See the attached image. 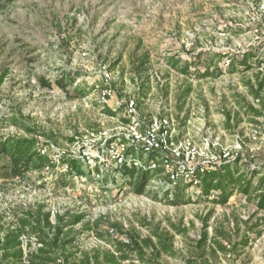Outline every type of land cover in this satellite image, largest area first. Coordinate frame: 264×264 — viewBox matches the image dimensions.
Returning a JSON list of instances; mask_svg holds the SVG:
<instances>
[{"label":"rangeland","instance_id":"obj_1","mask_svg":"<svg viewBox=\"0 0 264 264\" xmlns=\"http://www.w3.org/2000/svg\"><path fill=\"white\" fill-rule=\"evenodd\" d=\"M248 52L258 70L264 61V0H15L0 14V136L44 143V152L57 164L64 154L84 160L88 176L65 177L67 167L59 166L44 172L43 180L36 174L26 181L0 178L5 224L14 210L50 213L53 225L60 216L65 224L84 215V222L72 227L78 233L76 247L84 252L111 250L98 234L123 240L120 229L135 228L142 237L148 235L143 221L166 228L180 225L187 236L175 237L177 257L165 256L163 264H185V258L198 255L195 245L209 215V236L217 231L229 233L233 243L241 241L242 221L256 212L254 203L235 197L220 206L212 199L201 200L192 188L185 192L191 203L175 207L166 202V195L174 194L164 180H156L140 196L121 184L116 169L121 144L131 140L134 130L144 132L157 117L171 122L175 142L186 140L222 155L218 167L239 158L248 172L264 168V117L256 118V124L244 117L230 131L224 127L226 112L238 110L242 98L259 106L246 86L256 71H228L231 57ZM218 57L222 75L204 76L205 64ZM171 58L183 65L189 62L193 73L186 76L171 68ZM63 74L77 77L68 86L70 95L55 85ZM42 78L53 87H43ZM146 82L149 94L137 104ZM75 87L93 90L82 97ZM189 87V97L180 99ZM106 90L110 94L103 104ZM131 102H136L134 113L127 107ZM107 107L118 116H110ZM14 118L35 134L13 126ZM136 150L149 158L143 149ZM86 223L92 230L85 231ZM239 226L243 230L237 235ZM30 241L24 240L25 248H36L35 239ZM209 249L202 264H264V231L259 240L227 256H213Z\"/></svg>","mask_w":264,"mask_h":264},{"label":"trees","instance_id":"obj_2","mask_svg":"<svg viewBox=\"0 0 264 264\" xmlns=\"http://www.w3.org/2000/svg\"><path fill=\"white\" fill-rule=\"evenodd\" d=\"M15 0H0V14L14 3ZM252 54L250 52L243 56L231 57L228 71L232 74L255 72L254 80L246 83L253 96L254 101L259 106L247 103L245 98L238 101V110L228 111L225 116L224 127L226 130H234L243 122V118H249L252 123H258L256 118L264 117V61H261L255 70L252 63ZM205 64L204 76H220L223 71L219 69L218 62ZM171 68L180 72L182 75L189 76L192 65L187 62L183 63L176 58L169 60ZM242 69V70H240ZM196 74H200V70L195 69ZM77 77L71 75H62L57 79L55 85L60 90L70 95L68 86H73ZM43 87L52 88L51 82L41 79ZM67 82V83H66ZM148 82V81H147ZM143 84V88L138 96L137 104H140L141 98L147 97L149 89ZM69 84V85H68ZM93 87L90 88H74V91L81 93L82 97H87L92 93ZM192 92L191 87L188 88L180 99H187ZM136 105V102H135ZM138 107V105H137ZM107 113L110 116L117 117L118 112L107 107ZM124 121L130 124L128 119ZM235 122V125L232 123ZM11 124L20 130H24L27 134H35L34 130L24 127L18 118L11 120ZM177 141H180L176 138ZM44 143H40L35 139L18 138L16 136H0V178L5 182L10 180H29V175L36 174L40 180L45 178L44 172L55 171L59 166L67 167L65 177H87L86 163L84 160L62 155L60 162L57 164L48 153H45ZM219 155V154H217ZM222 156V155H220ZM124 157V155H123ZM126 157H130V163H122L116 169V173L122 178V185L132 190L137 195H144L148 192L149 187L158 179L164 180L171 186V194L173 197L166 195V202L172 206H180L185 203H191V200H185V192L195 188L201 200L205 199L220 206L227 205L232 198L238 197V200L245 199L250 203H254L256 212L248 221H242L245 227L241 241L232 242L229 233L215 232L209 236V218L204 221V233L202 239L196 242L195 250L198 254L193 259L185 258V264H202V260L207 258L206 249L213 256H219L234 250H243L254 240H259L264 231V168L257 167L252 172L247 169V165H242V159L225 163L223 166H208L202 173L199 168L192 170L191 173L180 175L172 181L171 175L165 170L160 156L150 154L145 159L142 151L136 150L134 147L127 149ZM124 160L127 159L124 157ZM157 164V168L153 169L151 165ZM139 164L141 167L139 168ZM220 165V164H219ZM246 168V169H245ZM97 172L98 169H97ZM99 174V173H98ZM65 183V182H64ZM66 186V183L64 184ZM259 214H263L257 218ZM12 220L5 224L4 216H0V264H163L162 260L165 256L172 258L177 257L174 248V241L177 235L187 236V230L181 228L180 225L170 223L169 228L163 227L162 224H155L149 221H143L142 227L149 230V234L142 237L135 228L120 229L123 240L105 239L102 235L98 236L112 246L111 250L94 249L92 252H84L77 246L78 233L72 231V227L83 223L84 215L73 217L67 223H62L64 217L60 216L58 224H52L51 214L44 213L42 210L13 211ZM70 229L66 230V228ZM91 224H85V231L92 230ZM243 229L237 227L236 234L239 235ZM250 234H252L250 236ZM35 239L37 247L32 248V244L25 248L24 240L31 242ZM232 244V248L228 249L225 243Z\"/></svg>","mask_w":264,"mask_h":264},{"label":"bare ground","instance_id":"obj_3","mask_svg":"<svg viewBox=\"0 0 264 264\" xmlns=\"http://www.w3.org/2000/svg\"><path fill=\"white\" fill-rule=\"evenodd\" d=\"M108 94H110V92L107 90L102 94L101 100L103 104H107ZM127 107L130 113H134L136 110L134 102H131ZM170 123L171 122L167 119L157 117L151 120L149 126L146 125L148 127L144 132H137L134 130V132L131 133V140L129 141L126 139L127 141L120 146V153L117 156L119 163L122 164L125 162L123 155L126 148L134 147L135 149H143L145 155L155 154L161 157L160 161L165 167V170L171 175L173 181L180 175H186V177H189L187 174L191 173L192 170L199 168V170L204 173L206 167L213 166L212 164H221L223 162L222 157L216 154H211L206 149H198L193 143L186 140L180 143L175 142V140L172 139L171 128L168 127ZM150 139H157L159 147H153L150 143ZM167 154L173 157L176 156L179 160L176 158L171 159ZM194 162H204L205 164L192 165ZM176 165L179 167V170L173 172L171 167H175ZM151 167L156 169L157 164L153 163Z\"/></svg>","mask_w":264,"mask_h":264},{"label":"built area","instance_id":"obj_4","mask_svg":"<svg viewBox=\"0 0 264 264\" xmlns=\"http://www.w3.org/2000/svg\"><path fill=\"white\" fill-rule=\"evenodd\" d=\"M130 108V107H129ZM132 111H133V109H132ZM151 140V144H152V146L153 147H155V148H158L159 147V144H157V139H150ZM198 164H205L204 162H197ZM186 166V165H185Z\"/></svg>","mask_w":264,"mask_h":264}]
</instances>
